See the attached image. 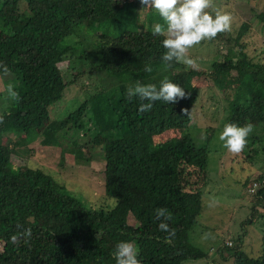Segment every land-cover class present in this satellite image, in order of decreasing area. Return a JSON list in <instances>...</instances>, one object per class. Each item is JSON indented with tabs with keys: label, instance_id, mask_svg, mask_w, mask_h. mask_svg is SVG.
<instances>
[{
	"label": "trees",
	"instance_id": "16d2710c",
	"mask_svg": "<svg viewBox=\"0 0 264 264\" xmlns=\"http://www.w3.org/2000/svg\"><path fill=\"white\" fill-rule=\"evenodd\" d=\"M128 3L115 8L106 0H0V64L11 70L3 76L0 68V81L3 89L7 83L15 84L20 95L18 103L7 99L8 110L0 113V133L15 136L0 142V264H116L113 252L120 241L138 247L140 264L196 259H204V264H264V236L257 256L239 249L242 234L235 240L225 238L222 247L206 252L191 242L209 182L207 145L213 128H207L202 145L188 133L159 137L167 130L190 127L198 91L195 84H187L188 79L209 76L224 93L228 76L234 90L243 94L241 100L226 98L229 114L224 125L251 123L262 138L249 143L258 139L264 151V63L243 52L240 37L246 24L241 23L233 38L239 58L221 53L208 72H195L175 61L165 69L163 36H154L153 29L122 28L130 16ZM98 22L111 23L119 33L87 37L89 25ZM62 62L65 71L78 69L66 81L59 67ZM146 65L151 72L144 70ZM86 72L93 78L83 83ZM129 76L133 79L127 81ZM165 77L184 88L186 98L175 104L157 101L151 111L140 113L141 101L129 100L128 88L137 82L159 87ZM71 86L80 99L59 120H51L50 107ZM80 131L84 139L78 137ZM55 132L63 133L67 150L99 149L103 192L113 201L110 208L86 204L42 167L11 163V156L30 158L34 150L28 145L38 136L40 143L61 145ZM257 150H248L246 156L251 160ZM81 162L87 164L86 159ZM246 178L244 186L254 184L250 200L255 201L248 207L249 218L240 223L243 228L262 215L257 206L264 208V168L254 169ZM157 209H166L165 217L170 218L158 220Z\"/></svg>",
	"mask_w": 264,
	"mask_h": 264
},
{
	"label": "rangeland",
	"instance_id": "374dc122",
	"mask_svg": "<svg viewBox=\"0 0 264 264\" xmlns=\"http://www.w3.org/2000/svg\"><path fill=\"white\" fill-rule=\"evenodd\" d=\"M117 8L121 3L129 2L130 16L128 21L122 28L127 29H153L156 23H162L160 17H153L150 14L155 11L148 8H143L139 0H106ZM122 1V2H121ZM214 16L217 12L227 13L231 16V28L229 31L220 33L213 40H205L198 46L192 48L189 52L190 57L195 61L192 66L195 72L206 71L214 59L220 60L221 53L231 52L234 59L239 58L240 51L236 49L233 43L234 36L237 35L239 29H242L241 23H245L247 29L241 34L240 42L244 44L243 52L248 56H253L254 59H259L264 63V1L263 0H213V7L206 9ZM139 16V21L137 19ZM136 17L135 22L132 19ZM90 31L87 37L105 34L114 36L119 33V30L108 22H98L89 25ZM84 31V30H83ZM241 33V32H240ZM81 37V35L79 34ZM219 38H223L218 42ZM75 40H79L75 37ZM235 46V48L232 46ZM219 46L221 49H218ZM73 66V65H72ZM81 69L86 67L79 64ZM185 67H188L184 65ZM59 67L65 71L66 63L59 64ZM78 69H68L65 71L64 79L69 80L73 75H76ZM93 78L87 72L83 74V83L87 78ZM133 79V76L126 78L127 81ZM230 77L224 81L225 92L219 90L215 84L209 79L200 75L195 81L188 79L187 84H195L198 91V99L193 104L191 109L190 127L180 131L178 129L167 130L159 135L160 138L177 137L182 133H188L193 142L202 145L205 142V132L208 127L213 128V136L207 145V173L208 184L204 187V195L201 202V211L196 218L194 231L191 234V242L203 251H207L209 247H222V241L229 237L235 240L236 234H242V242L239 249L246 252L248 256H257L259 254L260 244L264 236V208L257 206L261 212V216L253 219L251 224H247L244 228L241 226V221L248 214L250 203L255 201V198L250 200V194L254 193V184L250 187L244 186L247 175L255 170H262L264 151L260 150L261 141L255 139L254 143H249L253 138H262V135L255 131L248 137V144L256 148H245L239 154H233L222 146L219 141V133L223 130L224 122L228 113V100L226 98H239L241 100L242 91L235 89L231 85ZM80 76L77 77L76 83L80 81ZM147 84H149L147 82ZM80 85V83H77ZM226 85V86H225ZM0 113L8 110V102L4 95V89L0 81ZM80 94L73 86L65 89L63 97L55 102L50 107L51 120H59L69 110H71L78 100ZM56 104V105H55ZM53 113V114H52ZM121 125H124L121 124ZM14 133H0V142H4ZM54 137L61 141V145H53L47 140L46 144L40 143V137L36 139V143L28 145L34 151L27 160L11 156L10 160L13 165L26 163L29 167H42L50 173L60 184L64 185L71 194L80 198L83 202L90 206L110 208L113 205L112 199L108 198L103 192L102 177L100 169L103 164V156L99 149L89 146L78 148L76 150H67L69 147L63 146V133L57 134ZM79 138L84 139L86 136L81 131L78 134ZM91 138V133L89 134ZM45 140V139H44ZM43 140V141H44ZM264 143L262 142V145ZM257 150V156L251 160L246 156L247 151ZM81 159H86L87 164H83ZM250 161V162H248ZM61 162V163H60ZM252 175H249V179ZM245 180V181H244ZM259 201V200H256ZM127 221L133 224L131 216L127 217ZM197 228V229H196ZM192 229V230H193ZM226 239V240H227ZM236 242V241H235ZM181 264H204V259L186 260Z\"/></svg>",
	"mask_w": 264,
	"mask_h": 264
},
{
	"label": "clouds",
	"instance_id": "9594fccd",
	"mask_svg": "<svg viewBox=\"0 0 264 264\" xmlns=\"http://www.w3.org/2000/svg\"><path fill=\"white\" fill-rule=\"evenodd\" d=\"M143 8L152 9L158 14L162 23H156L153 27L154 36H163L162 46L166 50L161 59L165 69L172 66V62L182 63L188 67L195 65L189 52L195 46L205 40H213L218 34L229 31L231 28V16L227 13L217 12L214 16L206 11L213 7V0H139ZM3 76L11 74L7 65L0 64ZM151 72L148 65L144 69ZM6 99L19 102L20 95L13 83H7L4 87ZM127 97L131 100L138 97L141 104L140 113L151 111L157 101L166 104H175L180 99L186 98V92L179 84L171 82L167 77L161 80L159 87L156 84H141L137 82L134 87H129ZM186 111V110H182ZM3 122V116H0ZM251 123L238 126L236 123H227L219 133L218 139L222 146L233 154L241 153L248 144V137L253 132ZM166 209H157L156 218L165 217ZM166 219L170 216L165 217ZM163 230L166 226L160 225ZM138 247L130 241H120L116 244L113 257L116 264H140L137 259Z\"/></svg>",
	"mask_w": 264,
	"mask_h": 264
},
{
	"label": "built area",
	"instance_id": "2783aa9c",
	"mask_svg": "<svg viewBox=\"0 0 264 264\" xmlns=\"http://www.w3.org/2000/svg\"><path fill=\"white\" fill-rule=\"evenodd\" d=\"M262 41H263V43H264V38L262 39ZM227 241H225V243H226Z\"/></svg>",
	"mask_w": 264,
	"mask_h": 264
}]
</instances>
